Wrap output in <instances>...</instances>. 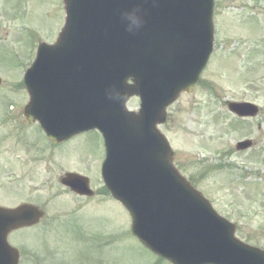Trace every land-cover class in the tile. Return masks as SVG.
Wrapping results in <instances>:
<instances>
[{"label": "water", "instance_id": "water-1", "mask_svg": "<svg viewBox=\"0 0 264 264\" xmlns=\"http://www.w3.org/2000/svg\"><path fill=\"white\" fill-rule=\"evenodd\" d=\"M64 5L67 17L58 42L39 47L25 76L32 94L26 120L39 121L56 142L101 131L104 182L132 216L133 235L156 255L172 264H264L260 256L252 260L253 253L232 232H224L226 221L174 169L173 153L156 128L166 121L167 106L196 85L206 65L212 0H64ZM130 14L140 17L139 26L130 24ZM67 48L77 60L64 54ZM82 74L92 78L91 89L85 85L78 94L65 88ZM51 77L61 80L57 86L63 93L49 105L42 87ZM133 95L141 98L137 113L125 109ZM229 107L238 115L257 114L251 104ZM61 184L89 194L85 177L66 174ZM40 217L33 206L0 209V243L6 246L11 230L37 224Z\"/></svg>", "mask_w": 264, "mask_h": 264}, {"label": "rangeland", "instance_id": "rangeland-1", "mask_svg": "<svg viewBox=\"0 0 264 264\" xmlns=\"http://www.w3.org/2000/svg\"><path fill=\"white\" fill-rule=\"evenodd\" d=\"M215 9L217 26L210 64L199 86L170 106L166 123L159 128L175 151L178 170L194 182L216 211L251 231L252 236L244 231L243 237L264 248V234L257 230L264 228V196L260 195L264 191V0H217ZM64 20L62 0H0V93L18 104L23 102V93L14 96L13 86L20 83L26 66L33 61L37 40L54 42ZM34 39L37 43L31 50ZM229 101L255 103L261 114L251 121L260 122V129L256 125L250 131L231 126ZM138 103L133 98L127 108L137 110ZM12 111L8 99L0 100V120ZM16 128L8 125L0 129V151L16 146L19 156L16 164L0 155V183L13 180L3 181V159L18 167L24 182L17 185L13 180L6 185L12 193L9 197L2 193L1 200L17 196L20 199L11 201L13 205L20 201L43 205L46 217L32 230L13 233L9 242L24 241L28 248L40 246V250L46 243L50 252L74 253L70 238L75 236L74 227L84 223L87 235L97 229L104 230L106 236L111 234L114 264L156 262V256L132 235L131 218L123 206L99 194L103 191L100 171L105 152L96 131L57 148L51 147L39 125L27 126L20 119ZM247 135L263 148L258 155L237 153L236 143ZM72 171L89 177L98 192L94 198L80 201L60 186L62 176ZM69 222L70 228L64 224Z\"/></svg>", "mask_w": 264, "mask_h": 264}, {"label": "flooded vegetation", "instance_id": "flooded-vegetation-1", "mask_svg": "<svg viewBox=\"0 0 264 264\" xmlns=\"http://www.w3.org/2000/svg\"><path fill=\"white\" fill-rule=\"evenodd\" d=\"M253 125H256L257 129H260V122H253L248 128L249 131L251 130V127ZM244 139H251L253 145L252 149L243 151L245 155H258L260 152L263 151V148L256 144V140L253 137L250 138L247 135ZM0 153L3 152L0 151ZM96 193L98 192H95V196ZM73 196L79 199L80 201H83L85 199L89 200V197L86 196ZM21 203H23V201H20V204ZM68 224L70 225V222ZM74 228H77L75 236L73 239L70 238L71 244L75 249L74 253L58 252L59 254H57L56 251L54 252L53 250L50 252L49 250L51 249H48L49 245L44 243L41 246V250L31 248L32 250L29 249L27 251H19L21 252L22 257L25 256L26 258L23 261V264H114V260L111 257L112 248L110 237H107L106 234H104V232L99 229H97L98 231L96 230V233H92V235H87V233H84L85 230L83 231L84 228H81V226H79L78 224ZM257 230L260 234H264V228L258 227ZM236 231L239 234H243L244 231L248 230H244V227H237ZM247 236H252L251 231H248Z\"/></svg>", "mask_w": 264, "mask_h": 264}, {"label": "clouds", "instance_id": "clouds-1", "mask_svg": "<svg viewBox=\"0 0 264 264\" xmlns=\"http://www.w3.org/2000/svg\"><path fill=\"white\" fill-rule=\"evenodd\" d=\"M139 9H137L138 11ZM127 19L128 21L130 22V24H135V25H140L141 23V20H140V17H138L137 15L135 14H130V15H127ZM128 31H131V28L129 27L128 28Z\"/></svg>", "mask_w": 264, "mask_h": 264}]
</instances>
